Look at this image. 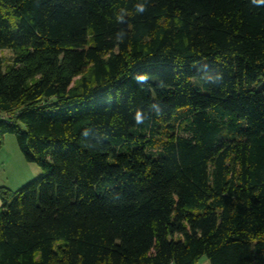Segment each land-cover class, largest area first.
<instances>
[{"label":"trees","instance_id":"16d2710c","mask_svg":"<svg viewBox=\"0 0 264 264\" xmlns=\"http://www.w3.org/2000/svg\"><path fill=\"white\" fill-rule=\"evenodd\" d=\"M0 50V264H264V0H0Z\"/></svg>","mask_w":264,"mask_h":264},{"label":"rangeland","instance_id":"374dc122","mask_svg":"<svg viewBox=\"0 0 264 264\" xmlns=\"http://www.w3.org/2000/svg\"><path fill=\"white\" fill-rule=\"evenodd\" d=\"M0 57L5 60H9L12 57V52L9 50H0ZM1 148L0 177L2 178L3 183H8L18 190L41 175L42 170L38 167V165L36 163L27 162L21 155L15 135H8L7 143L5 145L2 144ZM16 151L18 153L20 152L19 154L22 156L21 158L24 164L22 166L18 165V160L16 161ZM20 174L21 176H19ZM20 178L23 179L20 180ZM24 179H26V182L21 184V181ZM196 264H211V262L208 257L204 255Z\"/></svg>","mask_w":264,"mask_h":264},{"label":"crops","instance_id":"0c3cea01","mask_svg":"<svg viewBox=\"0 0 264 264\" xmlns=\"http://www.w3.org/2000/svg\"><path fill=\"white\" fill-rule=\"evenodd\" d=\"M7 139H8V135H6L4 138H3V142H2V144L3 145H5L6 143H7ZM2 149V148H1ZM18 151V150H17ZM16 151V153H15V157H16V161L18 162V165H20V166H22V165H24L23 164V162H22V156H20V152L18 153ZM22 155V154H21ZM19 176H21V174L19 175ZM1 178V177H0ZM23 178H20V180H22ZM22 183L21 184H23L24 182H26V179H24L23 181H21ZM0 187H6V188H8V189H10V190H16L15 189V187H13L12 185H10V184H8V183H3V181H2V178L0 179ZM1 206H2V203H1V200H0V209H1Z\"/></svg>","mask_w":264,"mask_h":264},{"label":"clouds","instance_id":"9594fccd","mask_svg":"<svg viewBox=\"0 0 264 264\" xmlns=\"http://www.w3.org/2000/svg\"><path fill=\"white\" fill-rule=\"evenodd\" d=\"M138 11L143 12V11H145V9H144L143 6H139V7H138Z\"/></svg>","mask_w":264,"mask_h":264},{"label":"built area","instance_id":"2783aa9c","mask_svg":"<svg viewBox=\"0 0 264 264\" xmlns=\"http://www.w3.org/2000/svg\"><path fill=\"white\" fill-rule=\"evenodd\" d=\"M3 119H4V115L0 114V120H3Z\"/></svg>","mask_w":264,"mask_h":264}]
</instances>
